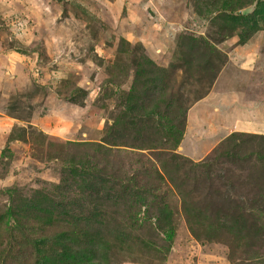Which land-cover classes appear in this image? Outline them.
I'll return each instance as SVG.
<instances>
[{
	"label": "rangeland",
	"instance_id": "374dc122",
	"mask_svg": "<svg viewBox=\"0 0 264 264\" xmlns=\"http://www.w3.org/2000/svg\"><path fill=\"white\" fill-rule=\"evenodd\" d=\"M0 264H264V0H0Z\"/></svg>",
	"mask_w": 264,
	"mask_h": 264
},
{
	"label": "crops",
	"instance_id": "0c3cea01",
	"mask_svg": "<svg viewBox=\"0 0 264 264\" xmlns=\"http://www.w3.org/2000/svg\"><path fill=\"white\" fill-rule=\"evenodd\" d=\"M210 92H212V94H211ZM215 93H216V92H215L214 90H210L209 93H207V94H206L204 97H202V99H200L199 101H203V100L207 101V100L210 99ZM219 98L222 99V95H221V94H219ZM196 104H197V103H195V104L191 107V109L189 110V112L193 109V107H196ZM254 128H257V127L255 126Z\"/></svg>",
	"mask_w": 264,
	"mask_h": 264
},
{
	"label": "trees",
	"instance_id": "16d2710c",
	"mask_svg": "<svg viewBox=\"0 0 264 264\" xmlns=\"http://www.w3.org/2000/svg\"><path fill=\"white\" fill-rule=\"evenodd\" d=\"M231 231H233L234 233H236L237 231L235 230V227H233V229L231 230ZM209 232V231H208ZM171 235H172V232H171V230H169L168 232H166V236L167 237H171ZM83 254L84 255H86V252H83Z\"/></svg>",
	"mask_w": 264,
	"mask_h": 264
}]
</instances>
